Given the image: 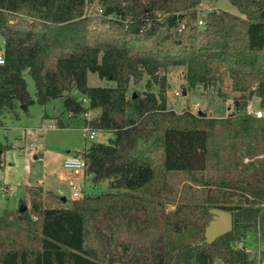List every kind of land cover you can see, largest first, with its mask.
I'll use <instances>...</instances> for the list:
<instances>
[{
    "label": "trees",
    "instance_id": "trees-1",
    "mask_svg": "<svg viewBox=\"0 0 264 264\" xmlns=\"http://www.w3.org/2000/svg\"><path fill=\"white\" fill-rule=\"evenodd\" d=\"M229 1L241 15L203 13L201 0H0V126L5 111L63 96L58 127L65 112L112 133L75 153L83 173L111 191L62 205L31 186L30 211L0 215V264H251L235 246L251 234L264 264V115L244 110L255 96L264 111V0ZM174 69L188 88L217 86L219 97L228 81L233 110L168 107ZM88 71L115 85L88 86ZM144 76V89L128 95ZM87 110L97 114L87 120ZM169 171L186 174L202 197L167 209ZM210 208L233 217L211 241Z\"/></svg>",
    "mask_w": 264,
    "mask_h": 264
},
{
    "label": "rangeland",
    "instance_id": "rangeland-1",
    "mask_svg": "<svg viewBox=\"0 0 264 264\" xmlns=\"http://www.w3.org/2000/svg\"><path fill=\"white\" fill-rule=\"evenodd\" d=\"M199 6L204 10L222 9L241 15L229 0H201ZM2 47L3 41L0 37V52ZM180 71L174 69L166 73L168 107L177 111L188 108L193 113L200 111L214 117H224L233 110L232 100L236 93L231 91L228 81L222 85L223 96L219 97L217 86L208 89L200 85L188 88ZM23 76L29 95L34 98L33 79L27 72H24ZM145 79L146 76L137 84L130 82L128 95L141 92ZM87 85L114 86L115 83L88 71ZM63 98L56 97L44 105L33 101L26 110L19 105L14 112H4L3 125L0 126V141L5 146L3 152L0 151V215H5L8 219L17 218L21 202L30 211L28 189L34 185L51 189L59 197H65L66 201L61 200L62 205L68 204L74 198L71 186L74 182H83L79 195L111 191L107 181L93 183L91 176L76 174L63 165V161L74 157L77 151L89 147L93 142L105 143L112 137L109 131L97 130L94 139L87 138L82 128V118H70L65 112L61 118L67 126L58 127L56 121L63 111ZM248 104L259 108L258 98L255 96L248 100ZM49 124L54 127H49ZM169 185L167 209L173 208L177 201L202 197L203 188L194 184L183 172L171 174Z\"/></svg>",
    "mask_w": 264,
    "mask_h": 264
},
{
    "label": "built area",
    "instance_id": "built-area-1",
    "mask_svg": "<svg viewBox=\"0 0 264 264\" xmlns=\"http://www.w3.org/2000/svg\"><path fill=\"white\" fill-rule=\"evenodd\" d=\"M200 8V6H199ZM200 10L204 13V11H207V10H204L203 8H200ZM201 13V14H203ZM202 19H199L198 20V24H202ZM4 63V57L3 55L0 53V65H2ZM177 94V92H175V95ZM245 113L246 114H250V115H253L254 117H262L264 115V111L259 107V108H253L251 106V104H247L245 106ZM97 114L96 111H93V110H87L85 111L82 116L89 120L91 119L93 116H95ZM49 127L53 128L54 125H51L49 124ZM82 128L85 132V135L87 136V138L89 139H94L95 135H96V131L88 124H83L82 125ZM63 165L66 167V168H69L70 170H72L74 173L76 174H83V170H84V161L83 159H81L80 157H71V158H67L63 161ZM80 187H82V183L81 184H78V185H75L72 187V194L74 197H77L79 196V192H80ZM235 246L238 247V248H244L245 251H247L245 245H244V241L243 239L240 240L239 242H236L235 243ZM220 264H226V263H220ZM251 264H260V250H258V257L254 260H252V263Z\"/></svg>",
    "mask_w": 264,
    "mask_h": 264
},
{
    "label": "water",
    "instance_id": "water-1",
    "mask_svg": "<svg viewBox=\"0 0 264 264\" xmlns=\"http://www.w3.org/2000/svg\"><path fill=\"white\" fill-rule=\"evenodd\" d=\"M135 96V93H133ZM24 108V105H20ZM62 201H65V197H61ZM26 206L23 202L19 205L20 212L24 211ZM209 212L212 214V219L205 227L204 236L207 240L211 241L218 235H222L232 229L233 217L232 214L226 210L219 208H210Z\"/></svg>",
    "mask_w": 264,
    "mask_h": 264
},
{
    "label": "crops",
    "instance_id": "crops-1",
    "mask_svg": "<svg viewBox=\"0 0 264 264\" xmlns=\"http://www.w3.org/2000/svg\"><path fill=\"white\" fill-rule=\"evenodd\" d=\"M176 172H180V171H169L168 172V183H169V178H170V175L173 174V173H176ZM80 183V182H79ZM79 183H73L71 184V186H75V185H78ZM81 183H83L81 181ZM80 183V184H81ZM51 190V189H50ZM53 193H55L53 190H51ZM56 194V193H55ZM168 194V193H167ZM57 195V194H56ZM203 195V193H202ZM244 245L247 249L246 253L247 255L249 256L250 259L254 260L258 257V250L259 248L261 247L260 245V241H259V237H258V234H257V237L255 235H247L244 239Z\"/></svg>",
    "mask_w": 264,
    "mask_h": 264
}]
</instances>
